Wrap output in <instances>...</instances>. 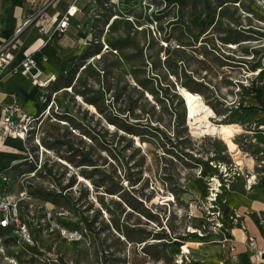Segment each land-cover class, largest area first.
<instances>
[{
  "label": "rangeland",
  "instance_id": "rangeland-1",
  "mask_svg": "<svg viewBox=\"0 0 264 264\" xmlns=\"http://www.w3.org/2000/svg\"><path fill=\"white\" fill-rule=\"evenodd\" d=\"M97 3L84 13L98 12L101 33L84 54L52 84L54 73L40 72L24 85L46 83L27 104L36 111L21 154L3 159L0 149V192L21 194L34 240L0 233V264H199L212 241H239L235 224L256 237L250 221L264 227V204L251 207L243 191L255 174L249 195L264 202V0ZM181 85L203 97L215 122L243 125L234 135L241 156L218 134L193 131ZM244 203L247 211L235 207Z\"/></svg>",
  "mask_w": 264,
  "mask_h": 264
},
{
  "label": "crops",
  "instance_id": "crops-1",
  "mask_svg": "<svg viewBox=\"0 0 264 264\" xmlns=\"http://www.w3.org/2000/svg\"><path fill=\"white\" fill-rule=\"evenodd\" d=\"M22 4V5H21ZM97 0H12L6 2L3 7L1 8V18H0V40L7 39L12 35L14 32L15 25H20L27 16L31 12L40 11L43 17V24L45 25L47 31L46 34L41 33L37 30L35 25L27 26L24 31L22 32L20 37L17 38L16 42L12 45L13 50V61L17 62L21 58L24 57L25 54L29 51H33V57L38 65L41 68V73L43 75H47L48 72H53L54 76L49 79V85L52 84L57 77H60L63 71L68 70L71 67V63L73 60L78 59L81 57L86 48L87 43L91 41V38H94V35L99 36L101 31L99 28L101 26L99 21H92L95 13H87L85 14L84 11H87L88 8L96 6ZM24 5V6H23ZM69 5H75L78 7L79 10L75 12V14L70 18L69 26L64 30V32L60 34H55L50 39H47L45 42L42 43L40 38L46 39L47 35L50 34L59 18L65 12V10L69 7ZM23 6V8H22ZM98 6V5H97ZM27 15V16H26ZM90 18V19H88ZM3 29V31H2ZM101 30V29H100ZM96 32V33H95ZM82 40L84 41L85 47L80 52L81 47L83 46ZM42 43V44H41ZM78 70H75V73ZM57 74V75H55ZM59 74V75H58ZM60 79V78H59ZM31 82V78L27 77L23 74H15L12 76H6L2 83L0 84V115L2 113V109L8 105L9 103L17 102L21 107V110L25 114H29L33 111L27 104L29 103L30 98H34V95L40 94V89L43 87L40 85L38 91H35V88H32V84L28 85L26 88L24 85L26 83ZM15 84L20 88L29 91L30 95L28 97L23 96L16 88ZM37 86V85H36ZM46 86V85H45ZM56 91V90H54ZM35 92V93H34ZM35 99V98H34ZM36 103V100H33ZM27 102V103H24ZM33 104V103H32ZM37 104V103H36ZM1 142H8L15 145V141L20 139L6 137L3 138L0 135ZM17 149V150H16ZM12 152V151H11ZM24 152V151H22ZM12 154H21V144L16 145V148L8 157L7 159L12 158ZM255 187V186H254ZM253 185L246 189L249 193H244L246 196L252 198L251 207H256L258 205L264 204L262 200L250 196L249 194L253 193L254 189ZM229 192V191H228ZM230 193V192H229ZM230 198L229 207L232 204V198ZM255 200H260V202H256ZM246 203L235 206V207H245ZM227 206V201L226 205ZM246 209V207H245ZM247 211V209H246ZM249 213V212H248ZM252 213V212H251ZM246 219H250V216H246ZM252 221L257 222V225H254ZM251 224L256 229V237H254L256 241V248L261 250V255L264 252L262 250L264 248V237L260 233V229L264 230V227L258 220H252ZM236 227L232 229L231 234H234L239 241L232 242L234 247L233 252H229L226 243H222L220 241H212L213 243L208 244V249L210 251V258L208 259L207 256H200L199 264H253L256 257L253 255V251L243 243L246 238V232L241 225L235 224ZM235 230V231H234ZM245 233V234H244ZM241 234V236H240ZM221 235V234H220ZM243 241V242H242ZM201 245H205V243L200 244V248L205 252L207 248L203 249ZM194 247L191 248V250ZM250 249V250H249ZM204 257V258H203ZM179 262V261H178ZM186 264V263H184ZM262 264L261 261L258 263Z\"/></svg>",
  "mask_w": 264,
  "mask_h": 264
},
{
  "label": "built area",
  "instance_id": "built-area-1",
  "mask_svg": "<svg viewBox=\"0 0 264 264\" xmlns=\"http://www.w3.org/2000/svg\"><path fill=\"white\" fill-rule=\"evenodd\" d=\"M77 10H79L77 6L69 5V7L57 21L53 31L47 35L46 39L44 40L43 38H40L42 43L53 37V35L64 32V30L69 26L70 18ZM42 19L43 17L41 12L38 10L21 22V25L17 27L15 32L10 35V37L0 40V84L6 76L23 74L33 79L40 74L41 71L38 69L37 63L33 57V51L27 52L23 58L17 62H14L12 45L19 37V33H22L27 26L35 25L39 32L46 34L47 29L43 22H41L43 21ZM31 116L29 114L23 113L21 107L16 101L6 105L2 109V113L0 115L1 137L16 138L25 142L31 129ZM5 180V176H0V187H2V185L5 183ZM20 207L21 194L16 199H9L7 196H3L0 192V233L16 238V241L22 245L30 246L33 245L34 240L32 239L30 228L27 222L21 218ZM215 209L216 211H213V209L212 213L219 214L217 207H215ZM60 233L63 236L68 237H75L77 235L76 231L72 232L67 229H61ZM198 234L203 235L201 232ZM224 239L225 237L220 240V242L223 244L226 243ZM245 243L253 251V255L256 257L253 264H257L258 258L261 256L262 251L256 248V241L254 237H247ZM226 244H228L227 247L229 252H233L234 247L232 242H227ZM180 250L182 251L181 248Z\"/></svg>",
  "mask_w": 264,
  "mask_h": 264
},
{
  "label": "bare ground",
  "instance_id": "bare-ground-1",
  "mask_svg": "<svg viewBox=\"0 0 264 264\" xmlns=\"http://www.w3.org/2000/svg\"><path fill=\"white\" fill-rule=\"evenodd\" d=\"M23 6H22V8H23ZM116 18H118V15H115L112 18L111 24L115 21ZM2 31H3V29H2ZM242 43H245V42H242ZM238 45L239 44H236V43H229L228 44V46L229 47H232V48L237 47ZM107 47H108V45H106V48ZM106 48L103 49V50H100L99 52H97L98 54L95 55V58L100 57L106 51ZM85 67L86 66H84V68ZM260 70L261 69H259V71ZM55 75H57V74H55ZM40 82L41 81H39V83L37 84L38 86H40V85L43 86V85L46 84V83H43V82L40 83ZM15 88L23 96L27 95V92L24 89H22V88L20 90V88L16 84H15ZM64 90H68V91L70 90V91H72V87H67L66 86L64 88ZM178 93H179L180 97L182 98L183 103H184V106H185V118H186L188 124L190 126H192L193 131L195 133H197V134H199V133L200 134H202V133H208L210 135L218 134L219 137L224 141V144L227 147V151L232 156H234V157L235 156L236 157L241 156L242 151L239 149L238 144L235 142L234 135L240 134V133H243V132L246 131L244 129L243 125L240 124V123H235V122H215L213 120V117L216 116V113L211 108V106H209L203 100V97L198 92L193 91V90H191L190 88H188L186 86H182V85L181 86H178ZM77 97H78L79 100H81V102L85 103V101L79 95H77ZM29 102H30V100H29ZM85 104H87V103H85ZM87 105L90 108H93V105L92 104H89L88 103ZM22 141L23 140H21V142L19 140L15 141L14 142L15 145L12 144V143L4 142L2 144V147L0 148L1 149L2 158L3 159H6V157H8L10 155V153H12L14 151V149L16 148V145H20L21 144V149L22 148L24 149V144H23ZM41 149L42 150H45V148L43 147V145H42ZM211 179L213 180L214 185H213V187L211 189L212 192L210 193V197H208V199H209L210 204L212 206V202H216L217 201L218 191H219V187L221 186V181L219 182V179L217 177H215V176L212 177ZM256 183H257L256 175L255 174H252L251 177H250V179H248V181H247V185L246 184L245 185H246V188L249 189L252 185L254 187L256 185ZM245 185H244V187H245ZM228 191L229 192H232L231 190H228ZM252 222H253L254 225H257V222H255V221H252ZM242 228H244V227L242 226ZM193 231H195V230H193ZM240 236H241V234H240ZM260 259L264 261V259L262 257H260ZM186 260L187 261H191L188 255L186 256ZM179 262H182V259H179Z\"/></svg>",
  "mask_w": 264,
  "mask_h": 264
},
{
  "label": "water",
  "instance_id": "water-1",
  "mask_svg": "<svg viewBox=\"0 0 264 264\" xmlns=\"http://www.w3.org/2000/svg\"><path fill=\"white\" fill-rule=\"evenodd\" d=\"M262 256L264 257V252L262 253Z\"/></svg>",
  "mask_w": 264,
  "mask_h": 264
}]
</instances>
